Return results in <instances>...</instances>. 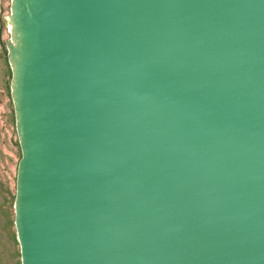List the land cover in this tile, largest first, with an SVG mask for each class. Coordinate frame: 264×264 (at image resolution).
<instances>
[{
	"label": "water",
	"instance_id": "95a60500",
	"mask_svg": "<svg viewBox=\"0 0 264 264\" xmlns=\"http://www.w3.org/2000/svg\"><path fill=\"white\" fill-rule=\"evenodd\" d=\"M20 264H264V0H11Z\"/></svg>",
	"mask_w": 264,
	"mask_h": 264
},
{
	"label": "rangeland",
	"instance_id": "374dc122",
	"mask_svg": "<svg viewBox=\"0 0 264 264\" xmlns=\"http://www.w3.org/2000/svg\"><path fill=\"white\" fill-rule=\"evenodd\" d=\"M11 0H0V264H20L14 226L17 163L21 152L15 129L11 97L12 71L6 43L11 40L7 23Z\"/></svg>",
	"mask_w": 264,
	"mask_h": 264
},
{
	"label": "bare ground",
	"instance_id": "6f19581e",
	"mask_svg": "<svg viewBox=\"0 0 264 264\" xmlns=\"http://www.w3.org/2000/svg\"><path fill=\"white\" fill-rule=\"evenodd\" d=\"M7 23L9 25V30L11 31V23H10V18L9 17L7 18Z\"/></svg>",
	"mask_w": 264,
	"mask_h": 264
}]
</instances>
